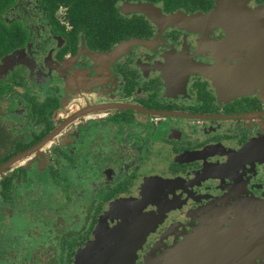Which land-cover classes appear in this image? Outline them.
<instances>
[{
	"label": "flooded vegetation",
	"instance_id": "af4514ba",
	"mask_svg": "<svg viewBox=\"0 0 264 264\" xmlns=\"http://www.w3.org/2000/svg\"><path fill=\"white\" fill-rule=\"evenodd\" d=\"M81 2L8 12L0 264H264V0Z\"/></svg>",
	"mask_w": 264,
	"mask_h": 264
},
{
	"label": "trees",
	"instance_id": "16d2710c",
	"mask_svg": "<svg viewBox=\"0 0 264 264\" xmlns=\"http://www.w3.org/2000/svg\"><path fill=\"white\" fill-rule=\"evenodd\" d=\"M44 7H57L58 2L65 1L67 4H74L75 9L83 5L81 0H42ZM18 0H0V57L10 51L18 44L19 39H25L27 30L22 27L20 19L10 20L9 10L16 5ZM83 10V8H81ZM85 10V8H84ZM80 12V9H78ZM84 13V11H83Z\"/></svg>",
	"mask_w": 264,
	"mask_h": 264
},
{
	"label": "water",
	"instance_id": "95a60500",
	"mask_svg": "<svg viewBox=\"0 0 264 264\" xmlns=\"http://www.w3.org/2000/svg\"><path fill=\"white\" fill-rule=\"evenodd\" d=\"M249 1L250 0H217V4H216L215 8L212 10V12H210L208 15L203 16L201 18L203 20L215 25V26H224L225 25V18L224 17H226L228 13H230V14L232 13V15H236V16L241 14ZM228 6H234L235 12H232V11L228 12L227 11ZM134 7H135V5H134ZM140 7L141 8H139V9H143L146 12H148L149 10L153 11L152 9H150L147 6L141 5ZM154 13H156V12L154 11ZM156 15H157V13H156ZM161 20L166 22V23H174L175 21H182L181 23H183V22L184 23H194V22L200 21V20H196L195 18H192V17H189L186 19V18H182V17L180 18V17H174V16H171V17L162 16ZM26 155H27V152H24L18 156H15L13 159H11L7 163V165H11V164L15 163L16 161H18V159H20ZM1 169L2 168H0V171H1Z\"/></svg>",
	"mask_w": 264,
	"mask_h": 264
},
{
	"label": "rangeland",
	"instance_id": "374dc122",
	"mask_svg": "<svg viewBox=\"0 0 264 264\" xmlns=\"http://www.w3.org/2000/svg\"><path fill=\"white\" fill-rule=\"evenodd\" d=\"M35 50V48L34 47H32L31 48V51L30 52H28L27 53V55H26V59L25 60H22V58H20L18 55H20V54H16L14 57H12V61L13 62H15V61H17V60H19L21 63H23V64H25L27 67H24V69H25V73L26 74H28V73H30V71H29V69H31L32 68V65L35 63L34 62V56H33V54H34V51ZM20 53V52H19ZM18 56V57H17ZM22 57V56H21ZM33 75V77H35V78H37V77H41L40 75H38L37 73H35V74H32ZM99 83H96V85H98ZM86 97H88L89 99H94V100H96V101H100V100H108V99H112V98H114V97H111V96H107V94L105 93V92H103V91H97V92H95V94L93 95V97H91L89 94H86ZM63 203V202H62ZM61 203V204H62ZM14 221L19 225V226H22L23 225V221H24V218H21V216L20 217H15V219H14Z\"/></svg>",
	"mask_w": 264,
	"mask_h": 264
}]
</instances>
